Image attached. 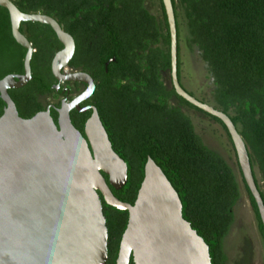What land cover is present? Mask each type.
Returning a JSON list of instances; mask_svg holds the SVG:
<instances>
[{"label": "trees", "instance_id": "obj_1", "mask_svg": "<svg viewBox=\"0 0 264 264\" xmlns=\"http://www.w3.org/2000/svg\"><path fill=\"white\" fill-rule=\"evenodd\" d=\"M12 1L23 12L55 17L74 37L76 49L69 66L89 73L95 82L94 92L81 106L97 108L114 150L128 166L125 185L119 189L110 185L115 196L134 204L146 162L151 157L178 192L183 217L208 244L212 264H228L224 243L242 196L241 177L264 247L259 209L245 183L225 125L178 95L171 85L170 29L162 0ZM172 3L178 35L179 81L196 96L182 82L181 15L188 32L187 45L196 47L213 84L211 102L196 97L231 117L246 143L264 201V0H172ZM156 6L160 8L158 14L153 12ZM20 30L34 48L32 79L23 87L9 89V94L19 114L30 118L48 107L47 99L61 95L54 87L58 81L51 63L63 45L48 24L23 21ZM26 52L13 36L8 9L0 6V79L24 72ZM66 83H73V89H79L80 84L86 88L81 82ZM5 106L0 96V116ZM185 107L222 124L234 150L238 171L205 143ZM51 113L57 122L53 108ZM91 113V109L70 112L72 123L83 134ZM102 174L108 182V175ZM99 194L109 236L107 264H116L129 214L107 204ZM129 264H135L132 257Z\"/></svg>", "mask_w": 264, "mask_h": 264}, {"label": "water", "instance_id": "obj_2", "mask_svg": "<svg viewBox=\"0 0 264 264\" xmlns=\"http://www.w3.org/2000/svg\"><path fill=\"white\" fill-rule=\"evenodd\" d=\"M162 2L170 29L171 85L225 125L264 225V201L246 143L227 113L180 83L174 7L172 0ZM0 6L8 9L13 36L27 49L24 72L0 79V96L6 104L0 116V264H107L109 236L99 192L107 204L129 214L116 264H129L131 257L135 264H212L208 244L183 217L178 192L151 157L134 204L113 193L110 185L119 189L127 182L128 166L114 150L97 108L80 105L94 92L95 82L83 70L66 69L75 53L74 37L51 15L23 12L12 0H0ZM23 21L50 25L62 43L51 63L57 81L86 85L71 101L63 100L57 123L49 108L22 117L9 94V89L32 79L34 48L20 30ZM72 109L92 110L85 134L72 123Z\"/></svg>", "mask_w": 264, "mask_h": 264}, {"label": "rangeland", "instance_id": "obj_3", "mask_svg": "<svg viewBox=\"0 0 264 264\" xmlns=\"http://www.w3.org/2000/svg\"><path fill=\"white\" fill-rule=\"evenodd\" d=\"M153 12L158 14L160 8L154 7ZM179 23L181 29L182 82L197 97L211 102L212 81L196 47L190 48L187 45L188 32L181 15ZM184 110L192 117L196 131L202 136L205 143L222 154L238 171L234 150L222 124L192 108L185 107ZM239 181L242 196L235 206V221L224 243L229 260L228 264H264L263 238L241 177H239Z\"/></svg>", "mask_w": 264, "mask_h": 264}, {"label": "flooded vegetation", "instance_id": "obj_4", "mask_svg": "<svg viewBox=\"0 0 264 264\" xmlns=\"http://www.w3.org/2000/svg\"><path fill=\"white\" fill-rule=\"evenodd\" d=\"M68 71L69 70H74L73 68H71L70 66H68L66 68ZM59 82H57L54 87L56 88V85L58 84ZM60 86L59 88H57L58 91L61 92V95L60 96H54L50 99H47V102H49V105L47 108L50 109V112H51V108H53L55 110V113H57V121H58V117H59V114H58V111H57V108H60L61 107V104L63 102V100H67V101H71L74 97L78 96L80 93L83 92L84 90V87L80 84V88L79 89H73L75 87V85L73 83H66V82H61L59 83ZM71 89H73V92L71 91ZM66 92V94H64ZM72 92V93H71ZM65 95V96H64ZM72 95L71 99H69V96ZM58 97L60 98V100H58ZM84 102V101H83ZM81 102V103H83ZM59 103V105H57ZM81 105V104H80ZM86 106H90V105H84L82 107H86ZM46 108V109H47ZM44 109V110H46ZM73 110V109H72ZM71 110V111H72ZM52 115V113H51ZM53 116V115H52ZM54 118V117H53ZM55 120V119H54ZM56 122V121H55ZM57 123V122H56Z\"/></svg>", "mask_w": 264, "mask_h": 264}]
</instances>
